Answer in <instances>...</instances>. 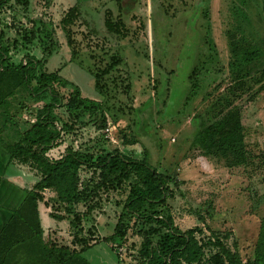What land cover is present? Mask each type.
I'll return each mask as SVG.
<instances>
[{"label": "rangeland", "instance_id": "1", "mask_svg": "<svg viewBox=\"0 0 264 264\" xmlns=\"http://www.w3.org/2000/svg\"><path fill=\"white\" fill-rule=\"evenodd\" d=\"M9 3L14 8L4 6L1 27L5 38L11 39L20 18L25 17L22 6L13 5V0ZM76 4L80 13L69 25L70 43L61 19ZM27 8L25 14L43 18L58 43L43 69L57 71L78 85L82 96L103 99L107 124L116 127L114 143L105 135L106 126L102 133L92 123L69 130L63 144L49 151L50 156H60L70 145L81 151H90L92 146H96L93 150L117 147L127 155L146 157L157 170L180 181L166 207L174 224L181 231L199 228L195 231L198 241L212 240L215 234L226 247L236 249L242 261L248 259L264 217L262 0H29ZM107 8L113 21L122 19L119 33L106 30ZM12 20L17 25L9 27ZM247 49L255 50L254 55L238 62L237 53ZM34 50L41 57V50ZM112 55L121 61L104 75L106 88L101 93L92 72ZM15 105L13 112L23 102ZM235 109L250 156L247 164L238 166L230 165L231 156L205 153L194 140L203 125ZM124 135L136 143L127 144ZM44 191L48 198L54 196L52 190ZM127 191L125 184L123 189L101 193L97 206L82 222V233L91 237L82 254L92 264H135V251L146 232L154 244L170 242L165 230L154 233V224H143L134 216L123 218L128 226L124 240L102 239L112 235ZM55 210L45 205L46 214ZM42 217L44 225H62L52 217ZM69 218L61 234L52 230L64 243L71 241ZM97 237L100 240L95 242ZM217 250L207 248L203 260Z\"/></svg>", "mask_w": 264, "mask_h": 264}, {"label": "trees", "instance_id": "2", "mask_svg": "<svg viewBox=\"0 0 264 264\" xmlns=\"http://www.w3.org/2000/svg\"><path fill=\"white\" fill-rule=\"evenodd\" d=\"M10 1L0 0V10L4 6L13 10ZM13 5L23 7L24 15H21L26 20L18 19L19 27L11 39L5 38L4 28L0 26V142L8 153V162L25 166L36 180L30 189L25 190L21 203L11 211L9 220L0 230V264H92L82 254L91 243V237L82 233V222L97 206L101 193L123 189L125 184L128 191L123 211L112 235L102 239L124 240L128 226L123 218L134 216L143 224H154V233L165 230V239L170 241L166 245L163 242L161 245L154 244L149 232L144 233L141 245L135 251V264H264V217L255 248L245 261L236 249L226 247L215 234L212 240L198 241L195 231L200 229L195 227L181 231L166 209L168 198L179 190L180 181L157 170L146 157L127 155L117 147H97L98 150H93L96 146H92L90 151H81L70 145L65 146L60 156H50L49 151L63 144L65 133L69 130L92 123L102 133L108 122L107 112L103 99L86 98L78 85L57 71L43 69L46 58L58 50L54 33L43 18H31L25 14L29 0H13ZM262 11L264 14V0ZM79 13L76 4L61 19L70 43L69 25ZM104 15L106 30L119 33L122 19L113 21L112 11L108 8ZM14 23L13 20L9 27ZM34 48L41 50V57L35 55ZM254 53L255 50L248 49L238 52L237 61H249ZM120 61L118 56L112 55L102 68L92 72L95 87L101 93H105L106 88L102 83L104 75L115 69ZM41 95L47 98L42 100L39 98ZM18 97L23 102L22 107ZM16 102L20 108L13 112ZM107 109L111 112L108 105ZM22 111L26 112V117L20 113ZM112 120L117 121L115 114ZM6 130L14 132L13 141L3 139L2 133ZM124 140L127 144L136 143L134 139L127 140L125 135ZM194 140L207 154L231 156L230 165H245L249 161L237 109L203 125ZM46 189L52 190L54 196L48 198ZM40 203L55 207L56 210L49 214L56 220L70 217V243L61 242V237L54 231H44L39 215ZM148 230L151 231V227ZM94 240L97 242L100 238ZM210 246L218 250L204 261L203 256Z\"/></svg>", "mask_w": 264, "mask_h": 264}, {"label": "crops", "instance_id": "3", "mask_svg": "<svg viewBox=\"0 0 264 264\" xmlns=\"http://www.w3.org/2000/svg\"><path fill=\"white\" fill-rule=\"evenodd\" d=\"M13 133L12 131L6 130L2 133V137L5 140L7 138L12 140L14 139ZM8 159V153L0 142V230L9 220L12 214L11 211L16 209L21 203L25 195V190L30 189L36 180L35 176L25 166L9 163ZM44 210L45 205L40 203L39 215L44 231L59 230L58 233L61 234L60 229H62L63 224L66 222L65 219L57 220L62 225H44L42 216H46L47 218L51 217Z\"/></svg>", "mask_w": 264, "mask_h": 264}, {"label": "built area", "instance_id": "4", "mask_svg": "<svg viewBox=\"0 0 264 264\" xmlns=\"http://www.w3.org/2000/svg\"><path fill=\"white\" fill-rule=\"evenodd\" d=\"M2 10L3 9L0 10V26H1V23L3 22V19H1L2 15H3V12H1ZM6 22H8L7 19H6ZM11 22L9 24H11ZM22 115L24 117H26L27 114H26V112H24V113H22ZM114 130L116 132V127L113 124L112 125L107 124V126L104 128V132H105L107 139L113 143L117 141Z\"/></svg>", "mask_w": 264, "mask_h": 264}]
</instances>
